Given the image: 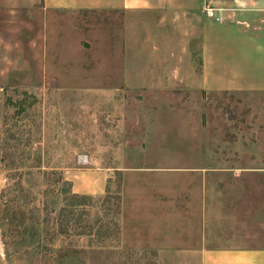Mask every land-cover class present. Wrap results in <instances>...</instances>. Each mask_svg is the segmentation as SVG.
Here are the masks:
<instances>
[{"label": "rangeland", "instance_id": "374dc122", "mask_svg": "<svg viewBox=\"0 0 264 264\" xmlns=\"http://www.w3.org/2000/svg\"><path fill=\"white\" fill-rule=\"evenodd\" d=\"M148 14L0 0V264H74L68 247L89 239L72 227L64 234L46 212L76 207L79 187L62 176L73 183L100 168H110L106 192L77 191L95 197L78 207L120 225L119 238L93 245L124 253L103 256L107 264H200L188 249L201 237L203 181L244 243L264 244V90L197 91L200 62L185 61L180 19L170 14L167 30L160 19L135 22ZM151 28L168 44L155 50ZM155 51L173 52L172 86L135 91V66L164 69ZM129 69L131 86L117 89ZM63 246L67 260L58 261Z\"/></svg>", "mask_w": 264, "mask_h": 264}, {"label": "crops", "instance_id": "0c3cea01", "mask_svg": "<svg viewBox=\"0 0 264 264\" xmlns=\"http://www.w3.org/2000/svg\"><path fill=\"white\" fill-rule=\"evenodd\" d=\"M44 6L51 9L120 10L135 14L148 12L145 20L140 18L135 22L153 23L160 19L164 30L170 28L168 17L173 14V21L180 19L181 36L188 55L185 61L190 68L196 64V59L200 62L202 87L198 84L197 91L205 87L217 90H264V0H44ZM208 7L215 10L214 16L207 15ZM150 31L149 39L155 50L159 49V42L168 44L158 39L152 28ZM142 36L145 37V34ZM197 39L199 53L195 47ZM145 42L143 44L141 40L138 50L142 51ZM163 54L155 51L152 56L164 62L161 66L164 69L134 67L133 73L139 78L132 84L135 91H163L172 86L174 73L167 71L168 67H172L167 61L172 60L173 52H169L171 57L166 53L165 58H162ZM130 71L125 74L126 83L117 89L131 86V81L127 79ZM183 75L193 76V71ZM109 169L77 172L78 178L72 180V185L74 188L79 187L77 191L105 193ZM197 169L205 172L210 168ZM219 170L236 171V168L220 167ZM238 185L247 188L246 182ZM207 191V182H200L197 197L202 213L201 237L197 246L188 250L199 253L200 264H264V244L246 245L241 239L243 233L238 234V221L234 222L232 213L225 211L224 202L222 207L219 206L217 198H212ZM216 204L218 207H215ZM212 214V219L207 220Z\"/></svg>", "mask_w": 264, "mask_h": 264}, {"label": "trees", "instance_id": "16d2710c", "mask_svg": "<svg viewBox=\"0 0 264 264\" xmlns=\"http://www.w3.org/2000/svg\"><path fill=\"white\" fill-rule=\"evenodd\" d=\"M40 173V172H39ZM45 175H50L56 172L53 171H44ZM61 180L64 183L72 184L70 180H66L64 176L61 177ZM72 192V191H71ZM72 197L75 199L76 207L73 209H70V211H67L66 206H61L60 210H57V208H53L52 211H47L46 215L47 217L55 213V217L51 220L54 221L55 224H58V227L63 230L64 234H69L70 231L66 230L69 227H72L73 233L78 237H86L89 239V242L86 243H80V241L76 242V244H72L73 247L68 249H72L73 254L75 255L73 257L74 264H107L106 261L103 260V256H106V258H110L113 256H124L123 252H118L116 250H109L108 252H103V239H107L108 237L112 238H119V234L121 232V227L117 222H109L101 220V218H97L96 222H93L89 218V210L85 208H80L78 206L83 205L86 200H93L95 199L94 196L89 194H81L77 192H72ZM102 196H99L98 199H101ZM85 205V204H84ZM70 213L72 214V217L70 218ZM48 217V218H49ZM47 218V220H48ZM50 219V218H49ZM117 221V220H116ZM69 238V237H67ZM97 241V243L102 244L101 246H98L95 248L94 243ZM68 251L66 250L65 246L58 249V253L56 254L58 261H64L68 256ZM95 253V254H94ZM98 253V254H96ZM129 255H134L133 251L129 253ZM129 255L125 253L126 258L129 259ZM95 257L98 258V261L96 262L94 259ZM139 258L136 257V261ZM67 260V259H66ZM148 264H155V261L149 259ZM110 264V263H108Z\"/></svg>", "mask_w": 264, "mask_h": 264}, {"label": "built area", "instance_id": "2783aa9c", "mask_svg": "<svg viewBox=\"0 0 264 264\" xmlns=\"http://www.w3.org/2000/svg\"><path fill=\"white\" fill-rule=\"evenodd\" d=\"M206 13H207L208 16L212 17V16L215 15V10L213 8H211V7H208V8H206ZM218 17H220V16L218 15Z\"/></svg>", "mask_w": 264, "mask_h": 264}]
</instances>
